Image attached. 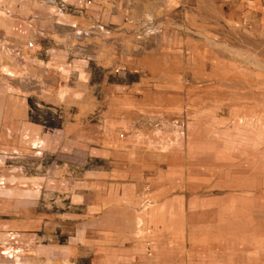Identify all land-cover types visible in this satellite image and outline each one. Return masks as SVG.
I'll return each mask as SVG.
<instances>
[{"label":"rangeland","instance_id":"374dc122","mask_svg":"<svg viewBox=\"0 0 264 264\" xmlns=\"http://www.w3.org/2000/svg\"><path fill=\"white\" fill-rule=\"evenodd\" d=\"M24 5L0 0V264H58L44 246L64 240L59 222L50 239L44 229L66 207L52 192L66 183L44 177L64 172L80 185L89 173L116 185L141 176L149 225L166 210L177 218L176 264H264V52L257 66L243 53L235 67L212 41L202 62L152 76L104 71L74 47L56 69L66 84L53 107L44 85L26 79L32 39L15 24ZM204 209L221 216L210 239L192 219Z\"/></svg>","mask_w":264,"mask_h":264},{"label":"crops","instance_id":"0c3cea01","mask_svg":"<svg viewBox=\"0 0 264 264\" xmlns=\"http://www.w3.org/2000/svg\"><path fill=\"white\" fill-rule=\"evenodd\" d=\"M87 1L24 0V15L15 20L16 25L22 23L33 44L31 48L26 46V79L44 85V97L53 107L60 105L66 84L56 69L67 68L65 57L74 47L89 49L96 67L104 71L119 65L152 76L160 69H176L178 73L179 69L194 66L195 59L202 62L211 51L212 41H217L219 58H228L235 67L242 66L243 53L249 57L250 66H257L264 52V39L261 44L259 40L264 37V0ZM70 65L80 67V62ZM44 181L66 183L52 189L60 198L64 196L66 207L59 208L58 217L50 213L49 227L44 229V236L50 239L56 220L64 237L57 250L52 242L44 246V252L53 256L50 261L177 263L178 244L173 230L177 218L173 211L166 210L156 215L153 227L149 225L148 211L141 207V176L124 185H116L113 176L99 173L86 174L81 185L66 172L45 175ZM205 210L192 219L202 222V238L210 239V222L220 221L221 216ZM147 241L151 243V254L147 253Z\"/></svg>","mask_w":264,"mask_h":264},{"label":"built area","instance_id":"2783aa9c","mask_svg":"<svg viewBox=\"0 0 264 264\" xmlns=\"http://www.w3.org/2000/svg\"><path fill=\"white\" fill-rule=\"evenodd\" d=\"M87 3L89 4V3H90V1L88 0V1H87ZM27 45H28L29 47H31V46H32V42H31V41H29V42L27 43ZM149 245H150V242H149V241H147V242H146V246H147V248H149Z\"/></svg>","mask_w":264,"mask_h":264}]
</instances>
